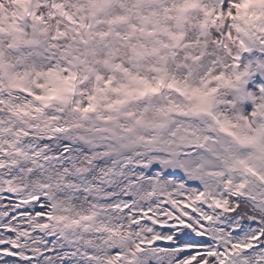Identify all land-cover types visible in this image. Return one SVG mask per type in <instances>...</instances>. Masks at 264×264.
Listing matches in <instances>:
<instances>
[{"label": "snow or ice", "instance_id": "6c2138e0", "mask_svg": "<svg viewBox=\"0 0 264 264\" xmlns=\"http://www.w3.org/2000/svg\"><path fill=\"white\" fill-rule=\"evenodd\" d=\"M0 264H264V0H0Z\"/></svg>", "mask_w": 264, "mask_h": 264}]
</instances>
